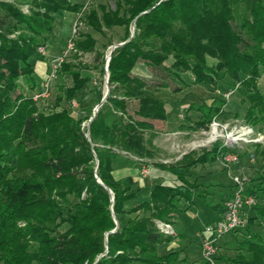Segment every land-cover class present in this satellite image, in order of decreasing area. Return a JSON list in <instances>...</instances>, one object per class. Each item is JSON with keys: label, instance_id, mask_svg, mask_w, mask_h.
I'll use <instances>...</instances> for the list:
<instances>
[{"label": "trees", "instance_id": "obj_1", "mask_svg": "<svg viewBox=\"0 0 264 264\" xmlns=\"http://www.w3.org/2000/svg\"><path fill=\"white\" fill-rule=\"evenodd\" d=\"M112 2L113 8L73 0L0 1V264H184L179 251L158 255L157 246L171 242L172 236L160 233L156 222L172 223L180 201L191 206L194 198L204 199L202 183L190 181L186 170L236 151L215 142L185 153L175 163H153L172 174L177 184H154L138 202L136 181L116 178L113 159L124 154L138 162L154 160L157 127L167 119L164 103L148 96L147 83L133 75L140 62L175 76L188 73L194 85L211 90L224 79L234 83L221 98L185 109L186 114H199L190 131H205L213 119L225 116L223 94L234 91L245 106L242 119L264 133V89L258 88L264 78L261 0ZM65 12L79 16L74 60L93 55L101 76L106 49L123 43L110 55L108 95L87 126L82 124L99 104V90L85 104L88 116L61 107L75 101L89 82L81 63L60 66L56 77L70 78L72 84L59 87L50 109L38 107L39 101L19 88L27 79L28 91L34 90L31 60H44L37 48L46 46ZM251 158L258 169L246 195L256 204L244 228L228 234L237 245L229 242L233 256L215 255V264H264V147ZM200 264L208 263L202 259Z\"/></svg>", "mask_w": 264, "mask_h": 264}, {"label": "rangeland", "instance_id": "obj_2", "mask_svg": "<svg viewBox=\"0 0 264 264\" xmlns=\"http://www.w3.org/2000/svg\"><path fill=\"white\" fill-rule=\"evenodd\" d=\"M0 1L16 3V0ZM73 1H76L78 3L86 2L87 4L107 3L110 7L113 8L112 0ZM261 1L262 3H264V0ZM21 10L23 12H26L27 5H21ZM75 21H77L79 25L78 15L65 12L59 19L56 20L54 31H56L57 34L56 32H54L53 35H56L57 38L60 39L63 43L66 42V38L71 34V24ZM79 29L83 30L84 28L80 25ZM116 31L118 32L119 36L121 30L117 29ZM118 36L116 37L115 41L118 39ZM51 37L52 35L50 36V38H48L47 36L46 48L47 46L48 48L52 47L53 41ZM94 37L99 41H102L100 36L94 34ZM112 46L108 47L104 54L103 76H101V74L99 73L101 69L100 66L95 64V62L93 61V55L91 54H85L79 59L74 60L72 56L74 52H71V54L63 62L81 63L82 67H84L82 70V74L88 78L89 82L87 86H85L80 92L77 93L76 99L80 103L84 102L87 97H90V95H92L91 93L93 92L94 96L96 97V89L102 93L103 97L106 91L105 78L107 79V71H105L106 57L109 54ZM31 61L34 65V74L32 76V81L34 82L35 88L33 91H28V88L25 86V81H27V79H22L19 82V88L21 89L20 91L26 93V95L30 94L34 96V93H36V91H40L42 83L46 78L48 71V62L47 60L35 59H32ZM171 63L172 61L169 60L168 65H170ZM133 75L143 79L147 83L149 87L145 90V93L148 96H151L153 99L163 102L167 112V119L165 121L166 124L160 123L157 127L159 135L158 137L160 141L158 140V144H156L155 147L159 150L160 154H158V156L155 157L154 160H146L144 164L149 166H152L153 163L162 164L161 162L172 164V162L176 161L184 153L190 152L191 150L198 151L200 148H207L212 145L211 142L208 141L210 137V130L207 129L205 131L191 133L188 140L181 141L177 138L178 136L176 135V126L187 122L186 119L183 120V117L185 115H187L188 119L192 118V120H194V117L199 115L193 110L189 111L186 114L185 109H187L190 105H200L204 103V101L210 103L214 98H221L220 93L224 92L227 87L233 86V82L229 81L228 79H224L218 84L216 89L214 88L211 90L203 86L194 85L193 79L188 73H179L178 76H175L173 72H168L163 68L152 69L146 67L142 64V62L137 65V68L134 70ZM94 83H96L97 85H95ZM62 84L65 85V87L71 86V79H62L55 77L50 83L48 97L43 100H38V107L50 109L54 105L56 97L60 94L59 87ZM164 86L165 88H161ZM258 88L264 89V78H261L258 81ZM233 93L234 91L228 99L224 98V101H226L227 103L223 107V113L225 116H223L222 119H216L217 122L224 123V125H227V127H232L234 124L247 125L248 127L252 128L256 136H264V133L259 131V126L253 127L249 124H246L242 119L245 106L239 103L236 93ZM71 102H65L63 104L66 105L67 103V108L70 109V111H73L74 115H78V112L76 111H79V109L81 108L80 105L78 106V108H75L73 110L70 108ZM94 108L91 110L92 114ZM131 110L132 108L130 109V112ZM88 115H90V113H88L87 110L86 114H84L83 116H78L85 117ZM87 123L88 121H85L82 126H87ZM259 147H264V142L238 145V147H236L234 151H236V155L239 157V163L235 170L234 167L236 165L233 166L232 172L240 176L244 175L248 179H254L258 166L253 161L254 159L251 157L255 154V152L258 151ZM137 165L138 162L136 160L124 154L115 156L112 164L113 174L116 178L131 176L137 180L134 189L137 190L136 200L139 202L146 199L152 185L159 182L156 180L152 182V180L149 178H142L138 173L139 170ZM184 173L187 175L188 179H193L196 177L203 184H211L209 185L211 196L206 192V189L202 184V186L200 187V192L203 195L205 193L204 199L206 200L194 198V204L191 206H187L184 201H180L179 205L174 209L172 213V220H174L176 223L174 224V226L173 222L171 223V227L174 233L172 235L171 242L158 245L157 253L158 255L162 256L167 253V250L173 249L174 251H179V260L182 261V263L200 264L202 262L201 244L203 241L204 229L209 225L215 224V222L223 214L224 208L221 207V203L223 201L222 194H226L227 196L230 193L229 185H232V181L231 178L227 176L226 170L220 165L219 161L208 163L204 166L199 165L194 169L186 170ZM168 175H170L171 178H174V183H172V181L169 184H177L175 181V177L172 174ZM214 184H220V186L223 187L224 190H216L215 186L213 187ZM209 188H207V190ZM208 203L212 205L216 203L214 205L219 207L214 210ZM233 238L234 237L232 235H226L225 240H219L217 242L218 252H216V255L233 256V246L236 245L233 241ZM229 242L232 243L233 246ZM133 264L141 263L134 262Z\"/></svg>", "mask_w": 264, "mask_h": 264}, {"label": "built area", "instance_id": "obj_3", "mask_svg": "<svg viewBox=\"0 0 264 264\" xmlns=\"http://www.w3.org/2000/svg\"><path fill=\"white\" fill-rule=\"evenodd\" d=\"M77 30L78 23L75 21L72 25L71 38L67 41L65 49L57 56L47 57L46 46H39L37 48V52L40 55L48 58V71L40 91L33 96L34 101L43 100L48 97L51 81L56 77L61 64L73 51V38ZM232 92L228 91L224 93L223 97L228 99ZM77 107L75 101L70 103L71 109L74 110ZM209 127L210 137L208 141L211 144L223 141L221 142V146L230 149V151H234L241 144L264 142V136H256L252 128L247 125L234 124L232 127H227L224 123H219L216 119H213ZM219 159L227 175L231 178L232 194L223 203L224 212L221 217L215 224L209 225L204 229L201 256L208 264H215L214 258L217 252V242L229 233L243 229L247 222L249 211L256 204V199L253 196L246 195V186L249 183V179L244 175L240 176L232 172V166L238 165L239 157L233 152H227L222 154ZM140 176L142 178L150 177L149 165L145 164L142 166ZM156 226L159 232L164 235L172 236L174 234L171 223L156 222Z\"/></svg>", "mask_w": 264, "mask_h": 264}, {"label": "crops", "instance_id": "obj_4", "mask_svg": "<svg viewBox=\"0 0 264 264\" xmlns=\"http://www.w3.org/2000/svg\"><path fill=\"white\" fill-rule=\"evenodd\" d=\"M86 3V2H85ZM74 23V22H73ZM73 23L71 24V26L73 25ZM55 29V28H54ZM54 32H56V31H54L53 30V32L48 36V38H50V36L52 35V47L51 48H48V46H47V48H46V54H47V57H51V56H56V55H59V54H61V52L63 51V49H64V47H65V45H66V42L68 41V38L70 37V36H68L67 38H66V42H62L60 39H58L57 38V36L55 35H53V33ZM56 34H57V32H56ZM60 40V41H59ZM47 45V44H46ZM44 60H48V58H46V57H44ZM137 68V67H136ZM135 68V69H136ZM95 84V83H94ZM92 95H90V97H87L86 98V100L84 101V102H82V103H80L79 101H77V99H75V102L77 103V106H79L80 105V109H79V111L77 110L76 112H78L77 114L78 115H81V116H83L84 114H86V112H87V109H86V103L87 102H89V101H93L94 99H95V96H94V92L93 93H91ZM61 107H65V108H67V103H66V105L65 104H63L62 103V105H61ZM78 108V107H77ZM80 116V117H81ZM198 117H199V115L198 116H196V117H194V120H192V118H190L191 120H187V117L186 118H184L183 120H185L186 119V123H184V124H180V125H178V126H176L177 127V132H176V135L178 136L177 138L179 139V140H181V141H186V140H188L189 139V137H190V135H191V133H197V132H199V131H197V132H192V131H190V129H189V127L191 126V122H194V121H196L197 119H198ZM223 118V117H222ZM221 118V119H222ZM166 124V123H165ZM182 126V127H181ZM202 131V130H201ZM159 135H157V137L154 139V141H153V145L155 146L156 144H158L157 142H158V140H159V137H158ZM181 136V137H180ZM178 139H177V141H178ZM160 141V140H159ZM158 150V149H157ZM158 154H160L159 153V150H158ZM185 154V153H184ZM183 154V155H184ZM181 158V157H180ZM180 158H178L176 161H178ZM135 160V159H134ZM176 161H174V162H172V163H175ZM217 161H219V163H220V165L223 167V165L221 164V162H220V159H218ZM138 162V161H137ZM144 162L145 161H142V162H138V170H139V175H140V170H141V168H142V166L143 165H145L144 164ZM162 164L164 163V164H166L167 162H161ZM112 164H113V162H112ZM206 165V164H205ZM204 166V165H203ZM237 167V165L234 167V170H235V168ZM149 168H150V177H147V178H149V179H151L152 180V182L153 181H158L159 183H167V184H169V183H171L172 181V183H174V178H171L170 177V175H168V174H170V173H168V172H166L165 170H163V169H158V168H156V167H154V166H149ZM224 168V167H223ZM232 168H233V166H232ZM154 171H156V172H154ZM233 171V170H232ZM154 173V174H153ZM228 176V175H227ZM127 177V176H126ZM129 177H131V176H129ZM122 178V177H121ZM135 181H136V183H137V180L135 179V178H133ZM193 179H197L196 177L195 178H193ZM193 179H189V180H193ZM176 181V180H175ZM197 182L198 183H201L198 179H197ZM156 184V183H155ZM203 184V183H202ZM202 184H201V186H202ZM136 185V184H135ZM154 185V184H153ZM152 185V186H153ZM209 185H211V184H209ZM209 185L207 184H203V187L206 189V192L207 193H209V195L211 196V194H210V188H209ZM215 186V189L216 190H224V188L223 187H221L220 186V184H214L213 185V187ZM135 187V186H134ZM209 188L208 190H207V188ZM229 190H230V193L226 196V194H222L223 195V201L224 200H227L230 196H231V194H232V185L230 184L229 185ZM225 196V197H224ZM223 201H222V203H221V207H223ZM214 204H216V203H214ZM213 204V205H214ZM187 206H189L188 204H187ZM215 210V209H214ZM172 222H173V226H174V224L176 223L174 220H172ZM175 231V230H174ZM176 233V232H175Z\"/></svg>", "mask_w": 264, "mask_h": 264}, {"label": "water", "instance_id": "obj_5", "mask_svg": "<svg viewBox=\"0 0 264 264\" xmlns=\"http://www.w3.org/2000/svg\"><path fill=\"white\" fill-rule=\"evenodd\" d=\"M161 1H164V0H161ZM132 34H133V31H132V33H131V36H132ZM121 45H123V43H120V44H117V45H114V46L111 47L110 52H109V54H108L107 57H106L105 71H107L108 62H109L110 55H111L112 51H113L115 48H117V47H119V46H121ZM105 82H106V91H105L103 97L101 98L99 104H97V105L95 106V108H94V110H93L92 117L89 119L88 122H90V121L93 119V117L96 115L98 109L102 106V104H103V103L105 102V100H106V97H107V95H108L107 79L105 80ZM98 182H99V181H98ZM99 183H100V182H99ZM100 184H101V183H100ZM101 185H102V184H101ZM109 193H110V191H109ZM111 199H112V198H111ZM112 232H114V230H113Z\"/></svg>", "mask_w": 264, "mask_h": 264}]
</instances>
